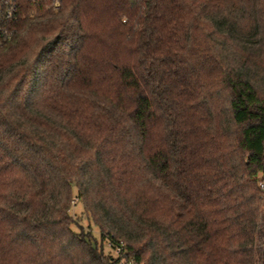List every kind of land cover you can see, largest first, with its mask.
<instances>
[{
    "label": "trees",
    "instance_id": "1",
    "mask_svg": "<svg viewBox=\"0 0 264 264\" xmlns=\"http://www.w3.org/2000/svg\"><path fill=\"white\" fill-rule=\"evenodd\" d=\"M51 4L0 44V264H264V0Z\"/></svg>",
    "mask_w": 264,
    "mask_h": 264
},
{
    "label": "built area",
    "instance_id": "2",
    "mask_svg": "<svg viewBox=\"0 0 264 264\" xmlns=\"http://www.w3.org/2000/svg\"><path fill=\"white\" fill-rule=\"evenodd\" d=\"M41 0H32L34 6ZM51 7L58 10L61 7V0H52ZM35 9V8H34ZM18 17V0H0V44L10 41L16 32L14 22ZM259 186L264 189L263 180L259 181ZM108 248L113 251L115 261L113 264H135L133 259L126 260L124 253L126 250L122 243H107Z\"/></svg>",
    "mask_w": 264,
    "mask_h": 264
},
{
    "label": "rangeland",
    "instance_id": "3",
    "mask_svg": "<svg viewBox=\"0 0 264 264\" xmlns=\"http://www.w3.org/2000/svg\"><path fill=\"white\" fill-rule=\"evenodd\" d=\"M48 7V6H46ZM37 9H32V12L36 13ZM260 179H262V177L260 176ZM263 182H264V175H263ZM76 190V187L73 186V192ZM73 204L71 207V215L74 219V224H73V228L76 231H79L80 229H82L83 231H91L93 233V235L95 237L98 238V229L97 227L90 222V220L87 218L86 214L83 213V205L81 202H78V200L76 199V197H74L73 199ZM264 233V207L261 213V217H260V222H259V227H258V231H257V247H258V252L260 253V241L262 239ZM109 250L108 245H105V252L107 253ZM111 253L113 254V251H111ZM114 255V254H113Z\"/></svg>",
    "mask_w": 264,
    "mask_h": 264
}]
</instances>
